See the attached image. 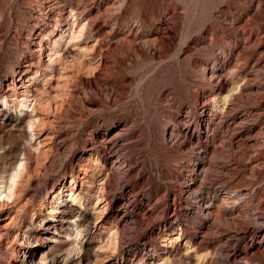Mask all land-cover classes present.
I'll list each match as a JSON object with an SVG mask.
<instances>
[{
  "label": "rangeland",
  "instance_id": "obj_1",
  "mask_svg": "<svg viewBox=\"0 0 264 264\" xmlns=\"http://www.w3.org/2000/svg\"><path fill=\"white\" fill-rule=\"evenodd\" d=\"M39 1L0 0V182L28 166L0 196V264H264L238 216L264 221V0H71L92 30L70 43Z\"/></svg>",
  "mask_w": 264,
  "mask_h": 264
},
{
  "label": "bare ground",
  "instance_id": "obj_2",
  "mask_svg": "<svg viewBox=\"0 0 264 264\" xmlns=\"http://www.w3.org/2000/svg\"><path fill=\"white\" fill-rule=\"evenodd\" d=\"M120 2V0L118 1ZM51 3V0H40L39 3L37 4L38 7H37V10L39 11V13L41 14V16L43 15H48V13H46V11L48 10L49 13L51 14H55L56 11H54L55 7L58 6L56 8V10H62V16L61 17H64V21L67 22L66 24V31L65 32H62L64 30H61V34H60V37L59 38H62L64 35L63 34H67L69 35V38L67 39L70 42H74V41H79L80 39H82L83 37H85L87 34L90 33V31L92 30V26H90L91 23H87L85 22V24L80 20L81 16L84 14V11H81V2H73L70 0L69 1H61V2H54L52 3L51 5L47 6L48 4ZM116 4V3H115ZM117 5V4H116ZM114 5V8L115 6ZM119 5V4H118ZM59 8V9H58ZM119 8V6H118ZM115 13V11H113ZM111 18L114 17V14L111 13ZM98 15V14H97ZM110 19V18H109ZM40 20V19H39ZM60 20L59 18H57V21ZM96 20V18H95ZM87 21V20H85ZM56 36H59V33L56 35ZM45 37V36H44ZM55 48H56V51L53 52V53H50L49 52V49L48 47H46L45 45H43L42 43H40L38 45L39 49L36 51L37 52V56H38V59L39 60H46L47 58H49V64L48 65H41V67L43 68H49V69H53L55 67V65L58 63V54H59V46L60 44L58 42H55ZM94 47H91L89 49L86 50V52H91L93 51ZM27 68H30L29 65H26ZM75 67H76V70L77 72H83V71H86L88 73H92L95 68L93 66H89L88 64H86L84 61H77L75 62ZM39 72H36L35 76H39ZM34 79L31 78L28 82H32V80ZM74 79V78H73ZM71 82V78L68 79V83ZM25 83V82H24ZM238 87H235L232 89V92L234 91H238ZM25 95H24V99L18 103V105H20L21 107L24 106V103H26V101H28L30 98V95L29 93H31V90H26L25 91ZM29 96H28V95ZM233 96L229 95L228 98H231ZM219 99H215V106L213 108V112H217V111H223L224 109H226L227 107H223V106H219ZM43 99H38L37 97L34 98V100H30V103H33L34 104V108L37 106V105H42L43 109L45 108V110L47 109H50L51 108V103L50 102H42ZM228 101L227 99H224L223 102H224V105L226 106L228 104ZM206 102L202 103V106L205 107L206 106ZM46 110V111H47ZM212 120H215V114H212ZM45 124V122L42 120L39 122V124L37 123H34V127L35 128H41L43 127ZM33 129V132L36 130V129ZM36 135V134H35ZM34 135V136H35ZM33 134H30V140L33 141L35 138H34ZM41 144V143H40ZM40 145H37V148L36 150L37 151H40ZM47 160V154L46 153H43L42 154V159L40 161L41 164L44 163V161ZM28 170V166H27V163L26 162H20L18 163L13 169L12 171L10 172L8 178L9 179H5V177H3V179L1 180L0 184H1V187H0V196L1 197H7V198H11V197H14L15 195H17V192H18V185L20 184L19 180L23 178L24 174L26 173V171ZM104 184V183H103ZM73 185V183L71 184ZM75 186L71 187L70 189V194L72 195L71 197H74L73 199L76 200L77 197H76V192H74V188ZM102 193V198L100 197L99 199L103 200L104 198V193H105V187H101L99 189ZM244 190H248V187H241V189L238 190V192H241V191H244ZM227 194H232V193H227ZM58 197V196H57ZM58 200H61V198H55L54 199V204L55 206H53V208L51 209L52 210V213H55L56 210L59 209V205L61 202H59ZM59 202V203H58ZM228 200L227 201H224L223 205L224 204H227ZM101 203L105 204L107 203V201L105 200L104 202H98L97 205H100ZM240 202L239 200L237 201H234V205L233 206H240ZM106 205V204H105ZM253 211V208H252V204L249 203V202H245V208L239 212V217H248L249 219L252 220L253 222V225L255 226H263L264 225V221L262 220V218L260 216H257V217H252L254 213H252L250 215V213ZM251 222V224H252ZM111 235L109 237H107V241H106V247L114 250L116 247H117V239H116V236L114 233H110ZM75 235L76 237L78 238L81 233L79 231L75 232ZM179 238L175 239L174 241L176 242ZM76 246L74 247V252L75 253H79L80 252V248L77 247V243H75ZM18 258H21L20 257V254H21V250L19 248H16L13 252ZM25 255H23L22 259H21V264H24V261L23 258H24ZM26 258V257H25ZM23 261V262H22Z\"/></svg>",
  "mask_w": 264,
  "mask_h": 264
}]
</instances>
